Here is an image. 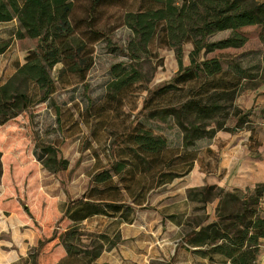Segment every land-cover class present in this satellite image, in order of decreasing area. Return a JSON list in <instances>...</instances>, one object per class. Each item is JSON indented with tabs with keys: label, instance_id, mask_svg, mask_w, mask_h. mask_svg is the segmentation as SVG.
<instances>
[{
	"label": "trees",
	"instance_id": "1",
	"mask_svg": "<svg viewBox=\"0 0 264 264\" xmlns=\"http://www.w3.org/2000/svg\"><path fill=\"white\" fill-rule=\"evenodd\" d=\"M79 5L80 15L77 14ZM111 9L114 12L108 14ZM14 18L18 22L16 38L37 39L38 44L35 49L21 51L20 66L0 84V125L13 120L29 106L51 99L55 88L51 70L57 64H62L59 82L65 74L83 79L92 65L95 44L112 43L111 37L118 28L130 32L124 46L129 63L111 67L113 78L107 85V93L113 99L144 81L139 69L143 56H151L155 48L174 50L178 63L176 74L156 88L146 87L148 92L141 111L149 119L162 123L172 121L182 134V151L168 157L166 138L139 124L127 131L124 137L132 145L131 157L112 165L114 175L125 177L126 173H121L129 168L127 173L133 180L141 164L149 174L156 164L161 167L153 173L154 186L139 180L136 187L125 184V190L135 192L133 196L127 195L132 203L143 204L150 189L186 175L200 158L199 152L189 148L200 140L213 139L218 131L233 133L246 129L250 132L249 140L257 145L252 124L256 109H242L235 102L245 81L257 74L253 76L248 68L234 61H229V67L224 68L220 57L207 56L214 51L242 47L247 37L240 29L246 26L260 28L259 39L264 45V0H84L83 4L79 0H23L21 3L0 0V22ZM222 31L230 33L215 41L208 40ZM185 43L193 46L187 66L182 62ZM8 44L9 40L0 43V53ZM262 62L264 68V53ZM256 111L264 121V107ZM231 120H234L232 125ZM208 150L205 149L209 155ZM42 151L49 153L47 147ZM53 156L40 157L45 168L56 172L67 167V160L57 161ZM111 179L109 169L92 177L94 184L110 183ZM111 187L117 191L116 186L110 185L108 189ZM188 190L184 201L200 203L195 210L202 209L205 214L207 206L215 204V218L208 221V214L198 218L191 212L188 215L187 211L169 215L182 225L181 246L221 263L256 264L264 239L261 207L264 185L229 190L207 183ZM95 192L96 188H90L62 206L59 220L66 222V228L58 236L56 248L48 252L49 264H92L99 257L105 236L82 232V223L90 218L106 216L122 223L133 221L130 204L108 194L93 198ZM84 235L99 244L94 248L83 245V250H76ZM118 242L110 241V247ZM31 259L33 264L34 257Z\"/></svg>",
	"mask_w": 264,
	"mask_h": 264
},
{
	"label": "rangeland",
	"instance_id": "2",
	"mask_svg": "<svg viewBox=\"0 0 264 264\" xmlns=\"http://www.w3.org/2000/svg\"><path fill=\"white\" fill-rule=\"evenodd\" d=\"M18 1L21 3L23 0ZM83 3L84 0H79V4ZM81 11L79 5L77 14L80 15ZM113 12L111 9L108 14ZM240 32L247 37L242 47L214 51L207 57H220L224 68L229 67V61H234L248 68L253 76L257 74L245 81L239 96L246 93L245 88L253 89L254 94L260 93L264 90V45L259 39L260 28L246 26ZM229 33L218 32L208 40L215 41ZM129 35L128 29L121 27L115 30L109 45L103 41L96 43L92 65L83 79L65 74L59 82L62 64H57L51 70L55 81L51 99L29 106L13 120L0 125V264H32L31 257H34L33 264H49L48 252L56 248L57 238L66 228V222L59 220L62 206L90 188H96L93 198L108 194L123 199L132 207L131 224L119 222V219L112 221L106 216L92 217L82 223L85 234L105 236L99 264H164L169 262V252L177 236L175 222L169 215L187 211L188 215L191 212L198 218L208 214V221L215 218V204H209L205 214L202 209L195 210L201 206L200 203L184 201L190 185L200 182L201 175L197 172L192 180L187 173L183 178L155 186L146 192L143 204L136 205L128 197L135 192L125 190V184L136 187L139 180L154 186L156 177L153 179L152 176L160 170V164L151 167L150 174L141 164L135 170L133 180L127 173L129 168L121 173H126L125 177L111 171L115 162L131 157L129 150L132 145L124 136L137 124L166 138L168 157L182 151V134L172 121L162 123L149 119L141 111L148 92L146 87L156 88L176 74L178 63L173 49H153L151 56H143L139 61L144 81L135 83L114 99L107 93V85L113 78L112 65L129 63L124 48ZM18 42L25 49H35L38 44L37 39L29 38ZM192 47L191 43L182 47L184 66L189 64ZM256 110L253 121L260 119ZM233 122L231 120L230 125ZM227 134V131H221L219 135L226 140ZM256 134L257 141L259 137L264 138V130L259 128ZM212 143V139H203L189 149L199 152L204 158L208 155L205 149ZM46 147L49 153L42 151ZM47 156H53L57 161L65 159L68 165L65 169L51 172L40 159ZM107 169L112 174L110 183L94 184L93 175ZM110 185L116 186L117 191L114 192L113 187L108 189ZM105 239L120 241L110 247V241L108 243ZM82 240L80 245H76V250H83V245L95 247L99 244L85 235Z\"/></svg>",
	"mask_w": 264,
	"mask_h": 264
},
{
	"label": "crops",
	"instance_id": "3",
	"mask_svg": "<svg viewBox=\"0 0 264 264\" xmlns=\"http://www.w3.org/2000/svg\"><path fill=\"white\" fill-rule=\"evenodd\" d=\"M17 27L18 22L15 18L11 21L0 22V43L9 40L7 47L0 53V84L5 83L21 64V51L25 48L20 47L18 41L21 39H17L15 36ZM245 92L236 101L240 108L258 109L264 107V90L254 94L253 89L246 88ZM252 124L255 132L259 128L264 130L262 119L253 121ZM220 133L221 131L216 133L212 139L213 143L206 148L211 151V154L205 155L204 158L200 156L199 159L194 161L191 170L188 172L190 179H193L195 172L201 176L200 182L191 184L190 188L200 187L207 183L217 184L229 190L233 188L244 189L245 187H253L256 184L264 185V138L259 137L256 145L254 141L249 140L250 132L246 129L233 133L228 132L225 136L226 140L220 137ZM255 137L257 139V134ZM261 207L264 209V193ZM173 222H175L177 236L173 240L174 247L169 252L167 261H170L171 264H229L221 263L219 260H210L206 255L192 252V250L181 246L182 225L177 224L176 221ZM179 254L182 256H179ZM101 256L102 253L92 264H99ZM256 264H264V239L261 241Z\"/></svg>",
	"mask_w": 264,
	"mask_h": 264
}]
</instances>
